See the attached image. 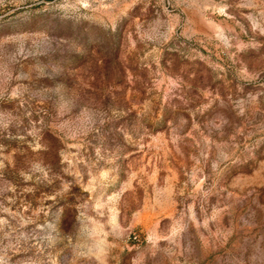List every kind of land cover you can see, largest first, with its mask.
<instances>
[{
	"label": "rangeland",
	"instance_id": "rangeland-1",
	"mask_svg": "<svg viewBox=\"0 0 264 264\" xmlns=\"http://www.w3.org/2000/svg\"><path fill=\"white\" fill-rule=\"evenodd\" d=\"M0 264H264V0H0Z\"/></svg>",
	"mask_w": 264,
	"mask_h": 264
}]
</instances>
